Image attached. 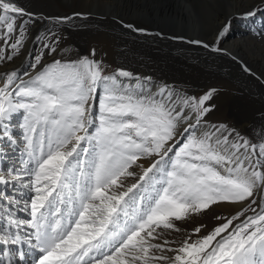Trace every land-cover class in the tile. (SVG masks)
<instances>
[{
	"label": "snow or ice",
	"instance_id": "1",
	"mask_svg": "<svg viewBox=\"0 0 264 264\" xmlns=\"http://www.w3.org/2000/svg\"><path fill=\"white\" fill-rule=\"evenodd\" d=\"M257 11L254 9L246 15L255 16ZM24 15L28 14L16 0H0V26L6 27L9 36L18 31V38L11 44L12 55L18 52L25 39L24 28L16 27V19ZM229 27L230 24L225 25L218 38H223ZM56 42L54 37L53 43L46 44L45 48L56 52ZM213 50L219 49L213 47ZM12 55L5 57L0 52V60H10ZM36 63H40L39 56ZM102 73L101 64L87 57L74 63L54 60L27 82L19 81L13 71L0 83V125L12 112L24 109L28 113L24 139L28 155L36 159L35 196L29 205L31 218L21 220L9 213L7 224L9 229L30 226L34 230L27 243L32 244L34 239L33 246L41 252L35 264H80L93 250L101 256L95 264H136L139 261L143 264L161 261L169 264H264V209L237 225L234 232L215 245L213 241L229 228L232 220L194 243L185 241L174 258L163 255L164 244L152 242L159 239L157 229H172L175 220L199 213L218 201H245L253 196L258 182L264 183V172L256 170L257 165L264 166V160H253L250 155L257 152L255 145L244 141L224 147L228 144L227 137L213 141L210 133L201 136L193 133L201 117L210 111L205 104L214 90L200 98H183L177 102L171 93L164 99L165 90L161 89L162 98L157 99L150 94H136L122 87L116 76H103ZM118 75L130 77L132 74L119 70ZM101 82L104 95L99 102V126L90 135V102ZM183 108L195 113V122H191L192 116L184 113ZM182 121L187 122L183 131L188 135L174 153L171 171L166 173L164 181L166 186L160 189L151 206L132 217L131 224L125 221L121 226L120 213L128 215L126 207H122L127 204L125 197L138 185L132 184L122 192L112 189L122 186L121 177L133 175L128 169L141 155L154 154L163 160L176 146L168 142L175 141ZM41 126H50L51 134L39 131ZM0 134L10 135L6 127ZM36 136H39L38 156L34 146ZM82 141H96L100 149L94 172L87 176L88 183L83 187L85 172L78 167V149ZM241 147L247 150L243 154ZM258 156L264 158V144L259 145ZM159 163V160L152 163L140 179L148 177ZM0 183L6 184L8 180L0 177ZM74 201H78V209L62 210V205ZM73 216L76 219L73 220ZM199 231L200 228L195 229ZM19 243L18 231L5 229L0 232V245ZM106 248L110 249L108 253L103 252Z\"/></svg>",
	"mask_w": 264,
	"mask_h": 264
},
{
	"label": "bare ground",
	"instance_id": "2",
	"mask_svg": "<svg viewBox=\"0 0 264 264\" xmlns=\"http://www.w3.org/2000/svg\"><path fill=\"white\" fill-rule=\"evenodd\" d=\"M48 1L50 0H46L45 2ZM16 2L29 11L26 12L28 15L16 19L17 29L22 26L25 30V39L18 52L12 55L13 49L11 48V44L18 38V31L14 33L12 38H9L6 27H0V52H3L5 57L12 55V59L10 60H0V83L3 82L6 74L13 71L17 73L19 81L27 82L53 63L54 60H60L61 63H74L87 57L100 64L104 62L108 64L111 54L119 55L118 53L122 51H119L121 49L111 48V40L103 33L105 30L102 31V29L115 28L123 32L124 35L129 34L131 33L130 31L122 29V27L113 21L117 18H125L130 20V22L135 21L138 25L149 27V29H153L154 31L161 29L167 33L170 32L176 35V37L197 38L207 42L212 48L217 47L218 44L219 46H223V55H213V53L207 52L206 48L191 47L185 45L186 43H179V45H182V48L195 51L196 55L200 57L198 59L199 63L196 62L197 64H191V66H186V68L181 64H176L175 70L179 73H175L163 69L140 68L126 61L115 59V61H111L112 64L115 62L118 68L107 76H116L117 82L122 87L134 90L136 94L143 96L150 94L152 97L161 99L162 97H160L159 93L161 89H164L165 96L163 98L166 99L167 93H171L173 100L177 102L183 98H198L199 95L203 96L210 90H214L211 99L205 104L206 107L210 108V111L201 117L199 124L192 130L193 133L196 136H201L206 132L210 133L212 134L213 141L217 138L223 140L224 137H227L228 144L224 145V147H230L232 143H243L244 141H247L249 145L253 144L252 135L256 127L255 122L257 119L260 121V118L264 115V12L255 16L254 20L247 22V24L249 22H256L260 29L249 25L242 26L241 22L237 19L242 14L257 9L264 3V0H53V3L50 2V4L42 3L41 0H16ZM56 19L61 21L70 20L74 27L58 23ZM228 24H230V27L227 34L223 38H218V33ZM68 28L71 30H66ZM161 30L160 34H164ZM54 37L57 42L55 44L56 52L53 53L49 52L45 48V45L53 43ZM73 41L79 42L72 43ZM151 41L154 48L161 42L156 38H148L144 39L145 46H150L149 42ZM129 42L132 43L131 41ZM171 48H174L173 44ZM157 50H155L156 53ZM208 54L213 56V59L211 58L210 61ZM154 55L149 58L145 56L146 58H144L150 61L149 59L154 57ZM38 56L40 57L39 64L36 63ZM158 56L156 57L157 60ZM165 63L167 62L165 61ZM165 63L162 61L160 64ZM119 70L127 71L132 75L130 77L119 76ZM259 83L263 86L262 88L258 85ZM137 85H140V87H137ZM103 88L104 85L101 82L96 86L92 94L93 99L90 102L91 107L89 108L92 116V123L88 129L90 135H93L95 129L99 126V102L104 95ZM183 112L192 116L191 122H195V113H192L188 108H183ZM27 116L26 110L19 109L12 112L9 118L0 125V132L6 127L10 134L9 136L0 134V177L8 180L6 184L0 183V232L5 229L11 232H20L28 228L22 226L18 230L14 227L9 229L7 224L9 213L13 218L21 220H29L31 218L30 202H26L25 209L19 207L11 208L1 198V196L5 195V190L2 188L11 187L15 183H20L31 188L33 198L35 196L33 186L34 175L30 176L32 182L28 181V177L30 170H33L34 173L36 161H29L28 155L26 157L22 152L27 142H17L16 138V136H25L26 130L24 124ZM186 123L182 121L178 125V135L175 141L168 142L169 144L175 143L176 146L163 160H160V157L154 154L141 155L128 169L133 175L121 177L122 186L118 189H112V191L118 190L122 192L126 191L132 184L138 185L137 188L133 189L125 197L127 204L122 207H126L128 215H124L123 212L120 213L119 222L121 226L124 225L125 221L131 224L134 215L143 213L151 206L158 192L155 186L160 187V189L166 186L164 182H151L152 186L147 191L148 189L146 190L145 188L146 182H143L147 177L143 180L140 177L143 175L144 170L157 160L160 163L157 169H153L149 173V179L157 180L171 171L172 161L175 159L174 153L185 142L184 137L188 135V133L183 131ZM38 130L51 134L50 127L44 128L41 126ZM248 136L252 137V140L248 139ZM241 137L246 140L241 141ZM19 146L21 147L19 148ZM82 149H87L88 151L83 152L81 151ZM99 151L100 149L96 141H92L91 143L88 141L81 142V149H78V152H80L78 167L85 172V180L81 184L82 187L85 183H88L87 176L94 172V164L92 162L98 159ZM246 151L243 147L240 148L241 154ZM250 155L255 160L253 153H250ZM31 162L34 163L32 164ZM73 163L77 164V161L74 160ZM20 177L23 180H19ZM76 179H80L79 172L76 173ZM261 184V186L259 183L257 184L254 188L253 196L245 201H218L199 213H191L183 220H175V227L172 229H157L159 239L152 242L164 244L163 255L174 258L177 254L176 250L185 241L194 243L210 234L215 228L226 223L229 216L245 212L243 217L234 221L230 225L231 227L229 226V229L221 233L216 238V241H213V245H215L226 233L230 234L231 229L237 227L239 222H242L244 219L247 220L248 217L255 214L252 212V209H255V212L258 213L261 209H264V183ZM15 193L13 191V194ZM67 195L68 193L66 192L65 196L67 197ZM33 198L29 200L31 201ZM252 201H255L254 205ZM75 202L77 203L75 206L65 204L61 208L65 212L69 207L78 209L79 203L78 201ZM130 202L134 203L132 208H128L131 205L129 204ZM246 209L248 210L245 211ZM72 218L76 219L75 216ZM196 228H200L199 233L195 232ZM165 241H167V244L164 243ZM3 246L0 245V264H2ZM109 251L110 249L108 248L103 250L104 253H108ZM93 252L94 254H98L95 250ZM156 254L160 255L159 252ZM92 264H95V262ZM136 264H143V262L139 261ZM159 264H169V262L161 261Z\"/></svg>",
	"mask_w": 264,
	"mask_h": 264
},
{
	"label": "rangeland",
	"instance_id": "3",
	"mask_svg": "<svg viewBox=\"0 0 264 264\" xmlns=\"http://www.w3.org/2000/svg\"><path fill=\"white\" fill-rule=\"evenodd\" d=\"M46 0H41V2L42 3H45V4H50V2H52L51 0L50 1H48V2H45ZM53 3V2H52ZM20 6V5H19ZM21 7H23V6H21ZM24 8V7H23ZM25 9V12H29L26 8H24ZM258 11L256 12V15L255 16H257L258 14H261V13H263L264 12V3L262 4V5H260L258 8ZM255 16H247L246 14H242L240 17H239V19H237L239 22H241V24H242V26H243V23L244 22H248L249 20H254V18H255ZM124 20H126L127 22H129V23H133V25H134V23H135V21L134 22H130V20H128V19H125V18H117V19H114L113 21L114 22H116L117 24L118 23H123L124 22ZM56 21L58 22V23H61V24H66L67 26H70V27H74L72 24V22L70 21V20H63V21H61V20H57L56 19ZM138 23H136V25H137ZM263 24V23H262ZM119 25V24H118ZM125 26L126 25H128V24H124ZM129 25H132V24H129ZM248 25L249 26H253V27H255L256 29L258 28V29H260V27H258L257 26V23L256 22H249L248 23ZM120 26V25H119ZM140 26V25H139ZM1 28H3L2 26H0ZM121 27V26H120ZM1 28H0V30H1ZM123 29V28H122ZM66 30H71V29H66ZM103 30H105V32L103 31ZM159 30H161V29H159ZM100 31V30H99ZM102 31H103V33H105L106 35H107V37H109L110 38V40H111V48H113V49H121V50H119V51H122V52H120V53H118L119 55H117V54H111V56H110V59H109V61H108V64L107 63H103V64H101V67H102V69H103V76H107L110 72H112L113 70H115V69H117L118 67H117V65L115 64V62L112 64V61L111 60H114L115 61V59H117V60H123V61H126L127 63H129V64H131V65H133V66H138V67H140V68H148V69H163V70H165V71H173V72H178L177 70H175L176 69V64H181L184 68H186V66H191V64L193 65H195V64H197V63H199V60L198 59H200V57L198 56V55H196V53H195V51H193L192 49L190 50V49H184V48H182V45H179V43L180 44H185V45H188V46H191V47H201V48H203V49H205L206 48V50H207V52H211V53H213V55H217V56H219L220 54L221 55H223L222 54V50H223V46H219L218 44H217V48L219 49L218 51H214L213 50V48L211 47V46H209V44L207 43V42H205V41H202V40H199V39H197V38H193V37H186V36H177L176 37V35H174V34H172V33H170V32H168L167 34H168V36L166 35V37H164V35L166 34V31H163V30H161L162 32H164V34H161L162 36H163V38L162 39H159L161 42L159 43V45H156V48H154V46H153V44H151L152 43V41L151 42H149L150 43V46H148V47H146L145 46V42L144 41H137V38H135V35L134 34H132V33H127L126 35H124L123 34V32H121L120 30H116L115 28H108V29H102ZM112 31H114V32H112ZM118 31V32H117ZM16 33V32H15ZM131 34V36H129ZM14 35V33L11 35V36H9V34L7 33V36L9 37V38H12V36ZM186 35V34H185ZM133 36V37H132ZM188 36V35H187ZM171 37V38H170ZM77 38V37H76ZM132 38V39H131ZM135 38V39H134ZM165 38H167V39H169V40H167V39H165ZM186 38V39H185ZM78 39V38H77ZM129 39V40H128ZM131 39V40H130ZM185 39V40H184ZM192 39V40H191ZM126 40V41H125ZM133 40V41H132ZM144 40V39H143ZM118 41V42H117ZM129 41H131L132 43H134V44H132V43H130ZM181 41V42H180ZM186 41H188V42H186ZM195 41H199L200 43H195ZM79 41H77V42H75V41H73L72 43H78ZM127 44H126V43ZM165 43V44H164ZM140 44V45H139ZM162 44V45H161ZM168 44V45H167ZM169 44H171V45H169ZM172 44H173V46H174V48H171L172 47ZM205 44H207L208 45V47H204V45ZM138 45V46H137ZM114 46H115V48H114ZM140 46H141V48H140ZM151 46H153V47H151ZM158 46V47H157ZM161 46V47H160ZM176 46V47H175ZM123 47V48H122ZM177 47H178V49H177ZM137 48V49H136ZM140 48V49H139ZM154 48V49H153ZM170 48V49H169ZM144 49V50H143ZM150 49V50H149ZM153 49V50H152ZM156 49H158L157 50V53L155 52V50ZM161 49V50H160ZM177 49V50H176ZM181 49V50H180ZM135 50V51H134ZM147 50V51H146ZM184 50H186V51H184ZM126 51V52H125ZM158 51H159V53H158ZM162 51V52H161ZM170 51V52H169ZM176 51H179V52H176ZM189 53H188V52ZM133 52V53H132ZM137 52V53H136ZM165 52V53H164ZM181 52V53H180ZM122 53V54H121ZM133 55H132V54ZM161 53H163V54H161ZM176 53V54H175ZM180 53V55H178ZM186 55H185V54ZM201 53V52H200ZM204 53V52H203ZM149 54H150V56H149ZM156 56H155V55ZM160 54V55H159ZM170 54V55H169ZM173 54V55H172ZM192 54V55H191ZM204 54H207V53H204ZM113 55V56H112ZM138 55H140V56H138ZM154 55V57H152V58H150L149 60L150 61H148V59H145L147 56H148V58L149 57H151V56H153ZM159 55V56H158ZM195 55V56H194ZM209 56H208V58H209V61L211 60V58L213 59V56L212 55H210V54H208ZM220 55V56H221ZM126 56V57H125ZM146 56V57H145ZM158 56V60H157V57ZM187 56V57H186ZM212 56V57H211ZM113 57H114V59H113ZM145 57V58H144ZM163 59H162V58ZM166 59H165V58ZM173 57V58H172ZM186 57V58H185ZM191 57H193L192 59H191ZM197 57H199V58H197ZM215 57V56H214ZM195 58V59H194ZM197 58V59H196ZM216 58H218V57H216ZM128 59V60H127ZM156 59V60H155ZM162 60L164 63H165V61L167 62V63H165V64H160L162 61H160V60ZM172 60V61H171ZM181 60V61H180ZM190 60H191V62H190ZM198 60V61H197ZM129 61V62H128ZM144 61V62H143ZM188 63H187V62ZM138 63V65H137V63ZM148 62V63H147ZM197 62V63H196ZM116 63H118V61H116ZM154 65H153V64ZM156 63V64H155ZM190 64V65H189ZM146 66V67H145ZM167 66H169L168 68H167ZM174 66V67H173ZM163 67H165V68H163ZM175 70V71H174ZM179 73V72H178ZM261 88L263 87L260 83L258 84ZM264 88V87H263ZM263 92H264V89H263ZM200 97H202V95H199V97L198 98H200ZM262 119V120H261ZM264 115L262 116V118H260V121H259V119H257L256 120V122H255V126L257 127V129H256V127L254 128V130H253V138L252 137H249L248 136V139H250V140H252L253 141V144L252 145H255L256 147H257V152L256 153H253V155H254V157H255V159H257V158H259V159H262V160H264V158H260L259 156H258V148H259V145H261V144H264ZM50 127V126H49ZM263 127V128H262ZM46 135H50V134H46ZM16 138H17V142H24L25 141V139H24V137H22V136H16ZM252 138V139H251ZM241 141L242 140H246L245 138H243V137H241V139H240ZM249 140V141H250ZM47 144V140L45 141V145ZM24 146V145H23ZM34 146H35V148H36V156H38L39 155V136H36V137H34ZM21 146H19V148H20ZM44 151L46 152L47 151V147L45 146V148H44ZM22 152H23V154L27 157V155H28V150H27V148H26V145H25V148L24 149H22ZM28 159H29V161H32V160H35L36 161V159H35V156L34 157H30L29 155H28ZM33 158V159H32ZM96 162H98V159L97 160H95V161H93L92 163L93 164H95ZM32 163V162H31ZM34 163V162H33ZM32 163V164H33ZM162 165H163V161H162ZM94 166V165H93ZM256 170L257 171H261V172H264V166H261V165H257L256 166ZM33 174V170H30V173H29V177H28V181L29 182H32V179L30 178V176ZM163 177H165V178H163ZM163 177H160L159 179H157V180H151V179H149V177H147V179L145 178L144 179V181L143 182H146V185H145V188H146V190L147 191H149L150 190V187L152 186V184H151V182H164L165 181V179H166V174H164L163 175ZM19 180H23L21 177L19 178ZM28 181H26V182H28ZM16 182H20V181H16ZM148 182V183H147ZM150 182V183H149ZM259 183V182H258ZM260 184V186L262 185L261 183H259ZM17 185V186H16ZM148 186V187H147ZM13 187V188H12ZM3 190H5V192H4V196H1V198L6 202V203H8L9 204V206L11 207V208H14V207H19V208H21V209H25L26 207H25V205H27V203L26 202H30V200L29 199H31V198H33V193H32V191H31V188H29V187H27V186H24V185H22V184H20V183H15L13 186H11V187H7V188H2ZM155 189L159 192L160 191V187H156L155 186ZM13 191H15L16 193L15 194H13ZM24 192V194H22ZM157 192V193H158ZM253 194H254V192H253ZM15 195V196H14ZM152 195V194H151ZM9 197H11V198H9ZM22 201V202H21ZM10 202V203H9ZM222 202H224V201H222ZM129 204H131V205H129V207L128 208H132L133 207V205H134V203H129ZM15 205V206H14ZM253 205H254V203H253ZM253 213H255V214H253V215H256V214H259L258 212H255V211H252ZM240 213L241 212H239V213H236V214H233V215H231V216H229V219L228 220H232V224H233V222L234 221H236V220H239L241 217H243L245 214V212H243V215H240ZM252 215V216H253ZM233 217H236V219H233ZM245 221V219L242 221V222H244ZM242 222H239V224L238 225H241L242 224ZM231 224V225H232ZM231 227V226H230ZM229 227V228H230ZM228 228V229H229ZM235 229H236V227L235 228H233V229H231V233L232 232H234L235 231ZM230 233V234H231ZM229 234H225V236L224 237H227ZM1 251V250H0Z\"/></svg>",
	"mask_w": 264,
	"mask_h": 264
},
{
	"label": "water",
	"instance_id": "4",
	"mask_svg": "<svg viewBox=\"0 0 264 264\" xmlns=\"http://www.w3.org/2000/svg\"><path fill=\"white\" fill-rule=\"evenodd\" d=\"M124 30H128L130 31L132 34L135 35V37L137 38V41H144L143 39H148V38H156V39H162L163 36L160 34V30L159 31H154L153 29H149V27H143V26H139L138 24L136 25V23H134V25H124V24H133V23H129L126 20H124L123 23H118ZM244 26H247V22L243 23ZM131 26V27H129ZM164 33V32H162ZM166 34L164 35V37H166ZM168 36V35H167ZM167 39V38H165ZM169 40V39H167Z\"/></svg>",
	"mask_w": 264,
	"mask_h": 264
}]
</instances>
